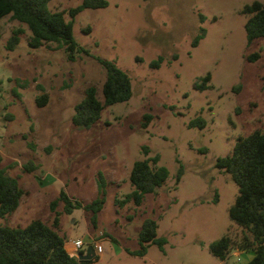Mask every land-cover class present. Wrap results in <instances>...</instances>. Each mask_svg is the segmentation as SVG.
Segmentation results:
<instances>
[{"label": "rangeland", "instance_id": "1", "mask_svg": "<svg viewBox=\"0 0 264 264\" xmlns=\"http://www.w3.org/2000/svg\"><path fill=\"white\" fill-rule=\"evenodd\" d=\"M106 1L74 16L73 36L89 54L76 52L73 60L52 43L29 47L26 24L9 15L0 19V169L24 190L0 225L25 226L36 218L51 223L49 204L60 190L89 203L98 197L101 172L104 203L94 224L91 211L56 207L65 241L80 238L83 249L93 240L101 245L86 264L247 262L252 251L233 249L220 260L209 245L227 232L241 234L228 215L237 186L216 159L231 152L237 137L264 131V36L247 42L244 30L243 7L254 0ZM81 2L49 0L48 7L68 19V9ZM17 27L19 40L7 49ZM253 53L259 57L249 60ZM97 57L129 75L131 96L105 106L91 126H75L71 117L86 86L94 85L103 100L105 68ZM43 92L47 103L39 105L35 98ZM196 117L204 120L202 128L188 125ZM155 154L168 170L165 181L140 205H117L115 199L132 190V163ZM30 161L36 166L27 171ZM146 218L156 221L165 243L136 255Z\"/></svg>", "mask_w": 264, "mask_h": 264}, {"label": "trees", "instance_id": "2", "mask_svg": "<svg viewBox=\"0 0 264 264\" xmlns=\"http://www.w3.org/2000/svg\"><path fill=\"white\" fill-rule=\"evenodd\" d=\"M49 0H0V19L9 15L13 20L26 24L29 30L28 46L37 48L46 44L63 47L70 60L75 53L88 50L80 45L73 36L72 26L74 16L84 8H97L107 5L106 0H82L80 4L68 9L69 18L65 19L63 10H52L48 7ZM243 12L247 14L244 30L247 42L264 36V3L254 0L244 5ZM22 28L17 27L7 39L6 48L12 49L18 42V34ZM199 35L194 40L197 42ZM259 57L258 53L248 56L249 60ZM105 68V79L102 83L101 101L94 85L84 88L82 99L76 103L71 122L75 126L89 127L100 117L101 110L110 104L123 102L131 96V80L129 75L114 62L97 57ZM209 75L204 77L208 80ZM264 87V85H263ZM39 105L47 103V94L41 93L35 98ZM147 119L151 115H146ZM189 126L202 128L204 120L201 117L192 119ZM29 146L33 147L32 143ZM49 148V146H48ZM147 155L149 149L142 147ZM158 155L135 160L129 172V182L132 190L122 199H115L122 206L128 200L140 205L143 196L156 190L167 178L168 170L163 165H157ZM36 165L31 161L24 165L27 171ZM216 166L227 172L237 186V194L228 208L229 218L241 229L238 238L228 232L210 243L211 253L224 260L233 250L252 251V257L243 264H264V131L256 129L235 140L229 154L219 156ZM182 174V165L176 175L178 182ZM105 178L97 173L98 197L89 203H82L69 197L64 190L50 201L53 212L51 223L41 219H33L25 226L0 225V264H86L93 260L78 259L70 255L65 248V238L59 233L60 211L56 210L59 203L64 213H70L75 208L91 211V222H96V213L102 208L105 193ZM24 190L17 179L0 169V217L11 214L18 206ZM157 223L154 219L143 220L138 232L139 248L132 251L136 255H145L147 246L156 244L162 249L165 239L157 237ZM82 252V251H81Z\"/></svg>", "mask_w": 264, "mask_h": 264}, {"label": "built area", "instance_id": "3", "mask_svg": "<svg viewBox=\"0 0 264 264\" xmlns=\"http://www.w3.org/2000/svg\"><path fill=\"white\" fill-rule=\"evenodd\" d=\"M65 245L67 247V251L70 255L77 256L79 252H85L86 247L83 249L84 241L80 238L66 241ZM93 248H94V253H99L102 251L101 245L93 240Z\"/></svg>", "mask_w": 264, "mask_h": 264}, {"label": "water", "instance_id": "4", "mask_svg": "<svg viewBox=\"0 0 264 264\" xmlns=\"http://www.w3.org/2000/svg\"><path fill=\"white\" fill-rule=\"evenodd\" d=\"M94 248L91 244H88L86 249H85V252H79L77 254V258L78 259H83V260H89L91 259L93 256H94Z\"/></svg>", "mask_w": 264, "mask_h": 264}, {"label": "crops", "instance_id": "5", "mask_svg": "<svg viewBox=\"0 0 264 264\" xmlns=\"http://www.w3.org/2000/svg\"><path fill=\"white\" fill-rule=\"evenodd\" d=\"M66 242V241H65ZM65 248L67 249L66 245H65ZM242 252V251H241Z\"/></svg>", "mask_w": 264, "mask_h": 264}]
</instances>
